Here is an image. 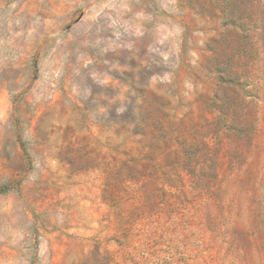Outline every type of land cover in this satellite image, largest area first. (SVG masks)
<instances>
[{"label":"rangeland","instance_id":"rangeland-1","mask_svg":"<svg viewBox=\"0 0 264 264\" xmlns=\"http://www.w3.org/2000/svg\"><path fill=\"white\" fill-rule=\"evenodd\" d=\"M0 264H264V0H0Z\"/></svg>","mask_w":264,"mask_h":264}]
</instances>
